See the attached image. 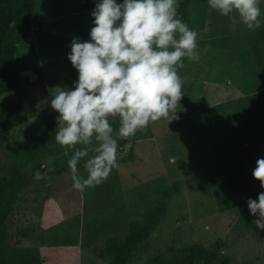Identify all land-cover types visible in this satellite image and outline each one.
Masks as SVG:
<instances>
[{
    "label": "rangeland",
    "instance_id": "obj_1",
    "mask_svg": "<svg viewBox=\"0 0 264 264\" xmlns=\"http://www.w3.org/2000/svg\"><path fill=\"white\" fill-rule=\"evenodd\" d=\"M46 1L36 0L35 14ZM60 3L78 8L71 0ZM206 5L207 0H190L187 8L186 23L198 33L201 51L198 62L185 58L179 70L184 83L179 119H161L119 139V167L105 183L83 193L72 188L67 165L72 152L55 141L58 114L49 106L50 93L33 81L39 68L47 79L61 71L66 76L61 86L71 88L76 71L69 61L63 66L53 46L43 42L48 24H42L44 37L31 32L20 44L10 69L20 73L19 82L9 79L0 94L10 124L0 141L3 173L12 176L17 168L23 177L7 222L14 250L39 257L41 264H109L105 239L123 236L131 219L164 200L156 230L136 246L127 264H202L191 263L178 249L218 241L231 264H264V231L253 225L256 217L245 204L218 211L202 187L223 180L217 153L264 139V68L253 53V46L260 48L259 29L249 31L238 17L233 22L211 10L221 25L210 30L204 25ZM260 7L262 27L264 0ZM37 171L42 179L35 178ZM81 175H87L83 168ZM161 253L162 260L154 261Z\"/></svg>",
    "mask_w": 264,
    "mask_h": 264
},
{
    "label": "clouds",
    "instance_id": "obj_2",
    "mask_svg": "<svg viewBox=\"0 0 264 264\" xmlns=\"http://www.w3.org/2000/svg\"><path fill=\"white\" fill-rule=\"evenodd\" d=\"M260 3L207 0L211 10L233 22L238 17L249 31L261 27ZM178 7V0H95L88 39H71L66 59L76 79L71 88H53L48 103L58 114L55 141L72 152L67 165L76 191L102 185L119 167V139L161 119H179V70L185 58L198 62L201 50L198 33L180 18ZM252 176L264 189V157L256 160ZM35 178L43 176L37 171ZM246 205L255 228L264 231V190Z\"/></svg>",
    "mask_w": 264,
    "mask_h": 264
},
{
    "label": "trees",
    "instance_id": "obj_3",
    "mask_svg": "<svg viewBox=\"0 0 264 264\" xmlns=\"http://www.w3.org/2000/svg\"><path fill=\"white\" fill-rule=\"evenodd\" d=\"M190 0H181L179 12L186 22L187 8ZM36 0H0V94L5 91L7 82H19L18 72H11L16 50L23 41L26 30L34 13ZM260 48L253 46V53L260 67L264 68V26L259 28ZM215 47H221L214 45ZM10 124L4 119V111L0 107V141L5 135V129ZM264 157V139L235 147L215 155L218 166L223 168V180L209 188L203 189L212 195L218 211H225L237 205L246 203L248 198L255 199L261 189L259 181L252 176L256 160ZM22 175L15 168L12 176L3 173V163L0 159V264H41L39 257L18 252L11 247V235L8 220L12 214L18 195L22 189ZM166 208L164 200H158L155 205L145 210L140 218L129 221L123 236H109L104 241V252L109 256V264H127L137 245L146 241L156 230L158 219ZM222 243L204 245L193 242L178 249V253L191 263L231 264L229 256L221 250ZM165 253L154 258L162 260Z\"/></svg>",
    "mask_w": 264,
    "mask_h": 264
},
{
    "label": "crops",
    "instance_id": "obj_4",
    "mask_svg": "<svg viewBox=\"0 0 264 264\" xmlns=\"http://www.w3.org/2000/svg\"><path fill=\"white\" fill-rule=\"evenodd\" d=\"M46 2L47 3L45 4L43 11L39 15L33 13L30 26L26 30V35L23 41H26L27 37L30 36L31 32H38L39 38L40 36L44 37V34L42 32V29L44 27H42V24L43 23L48 24L46 25V27L49 30V36L48 38H45V41L43 42L46 43L47 45H50V47L53 46L54 50L57 51V55L59 56V59L62 61L61 63H64L65 61L68 62L64 53L66 49L69 51L68 45L71 39L73 37H78L82 41L88 39V32L91 26L90 13L94 8L95 0H71V2L78 5V8H72V9H69V7H66L65 5L60 3L62 2V0L59 1L48 0ZM206 6H205L204 25L208 29L215 31L217 29L215 26L221 25V21L213 18L211 15V9L209 7L206 8ZM65 9H69V10H65ZM201 13L203 14V12ZM179 15L182 18L180 13ZM219 31L221 32L222 29H219ZM30 40L32 42V39ZM33 40L38 42L39 39L36 36H34ZM218 48L221 47H216V49ZM62 65L65 66V63ZM39 70H40L39 73H36L37 76H35L36 78L33 81L41 83V85L45 87L46 92L50 93V91L54 90L53 87L61 86L62 84L64 85V82L60 80L66 77L64 75L65 74L64 72L60 71V73L56 74V76L54 77L51 76V79H47L46 76H44L43 70L40 68ZM19 74L20 73L18 72V75ZM55 77H57L58 79H56ZM55 114L57 115V113ZM57 124H59V121H57ZM80 167L83 168L82 166ZM244 204L247 208L246 203Z\"/></svg>",
    "mask_w": 264,
    "mask_h": 264
}]
</instances>
